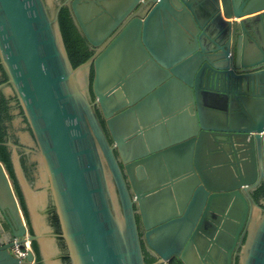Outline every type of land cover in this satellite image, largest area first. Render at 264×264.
Segmentation results:
<instances>
[{"label": "water", "instance_id": "95a60500", "mask_svg": "<svg viewBox=\"0 0 264 264\" xmlns=\"http://www.w3.org/2000/svg\"><path fill=\"white\" fill-rule=\"evenodd\" d=\"M63 7L92 52L75 68ZM0 67L27 213L0 163V264H35L11 252L23 221L41 264H145L142 243L189 264L200 232L225 264L236 242L238 264H264V0H0ZM141 110L160 123L117 130Z\"/></svg>", "mask_w": 264, "mask_h": 264}, {"label": "trees", "instance_id": "16d2710c", "mask_svg": "<svg viewBox=\"0 0 264 264\" xmlns=\"http://www.w3.org/2000/svg\"><path fill=\"white\" fill-rule=\"evenodd\" d=\"M58 20H59L61 34L68 58L70 60L72 67L75 68L78 65L82 64L83 62H85L92 55V52L88 49L85 40L80 36L66 7H63L61 9L58 16ZM90 78H92V72L90 74ZM5 80H6L5 75L3 74L0 67V84L5 82ZM9 110L10 108L8 107L7 100L0 93V163L4 166L9 176V179L12 183L13 189L17 196L19 205L21 207V210L24 214L25 219H27V213H26L24 201L13 175V171L10 163L9 151L5 146L2 145L8 138H10L12 142L17 144V140L15 136L12 134L13 117L9 114ZM20 162L27 180L30 182V184H32L33 165L31 166L27 165V159L23 155H21L20 157ZM263 195H264V191L261 188L255 192L254 199H257L258 196H263ZM30 232L31 231H29V233ZM31 248L35 254V264H41L35 244L32 243Z\"/></svg>", "mask_w": 264, "mask_h": 264}, {"label": "flooded vegetation", "instance_id": "af4514ba", "mask_svg": "<svg viewBox=\"0 0 264 264\" xmlns=\"http://www.w3.org/2000/svg\"><path fill=\"white\" fill-rule=\"evenodd\" d=\"M65 0H57L58 3H62ZM20 128H13L12 127V134L14 135L17 131H20ZM19 149L21 151L20 155H23L27 159V165H33L26 155H24L23 150L28 149V147H25L23 145H19ZM34 168V166H33ZM263 189L262 185L260 184L257 188H255L251 195L254 198V194L259 189ZM264 191V189H263ZM264 196V195H263ZM263 196H258L257 199H255L257 202L261 199ZM137 222H139V217L137 216ZM211 233V232H208ZM140 235L142 237L143 233L142 230H140ZM200 235L203 239L207 240L205 242L198 243V245L192 244L191 248L188 247V250L184 254L185 260L189 264H225V258L220 254V251H223V247L216 244L215 242L211 241L208 238L207 233L200 232ZM212 235V234H210ZM217 231H214L213 238L216 237ZM244 241V238H243ZM242 241V242H243ZM143 244V257L145 264H182L176 257H170L166 262L163 260H160L149 248L146 247L144 243ZM239 242H236L234 248L231 250V260L230 264H238V259L233 257V254L239 250L238 248ZM227 247V246H226ZM226 251V250H225ZM219 253V255H217ZM215 256L216 258H213ZM150 261V262H149Z\"/></svg>", "mask_w": 264, "mask_h": 264}, {"label": "crops", "instance_id": "0c3cea01", "mask_svg": "<svg viewBox=\"0 0 264 264\" xmlns=\"http://www.w3.org/2000/svg\"><path fill=\"white\" fill-rule=\"evenodd\" d=\"M163 31H164V34H166L165 33V29H162ZM159 32H161V30H159ZM167 32V31H166ZM172 33L170 32V35H167V37L165 36V35H163V37H164V42L165 43H167V41L168 42H172V40L174 39V37L171 35ZM170 36V37H169ZM167 39V40H166ZM119 69H117L116 68V74H118V71ZM120 74V73H119ZM115 82H117L116 84H115V86H114V88H113V90L114 91H120V90H122V87H123V81L121 80V79H115ZM151 110L152 109H150L149 111H150V113H151ZM148 115H150L149 114V112H148V110L147 111H145V110H141V111H139V114H137V113H134L133 115H131V116H129V117H127V118H125V119H123L122 121H120L119 123H118V125H117V130H125L127 127H129L131 124H132V120L134 119V120H136V121H138V117L140 118V121H141V123H142V126H143V129L145 130V131H150L151 129V127H152V125H158L159 123H160V121L157 123V124H155V123H153V120H151V116H149L148 117ZM176 115V112L175 111H173L171 114H168L167 116H164V117H162V121H164V123H166V121H168L169 119L171 120V119H173V117ZM135 122V121H134ZM133 122V123H134ZM152 124V125H151ZM158 127V126H157ZM147 134H146V136H144L143 135V138H142V145L144 146V147H147V144H148V142L147 141H149L151 138H152V136L150 135V133L149 132H146ZM126 141V140H125ZM128 146H130L128 143H125V144H123V148H127Z\"/></svg>", "mask_w": 264, "mask_h": 264}, {"label": "built area", "instance_id": "2783aa9c", "mask_svg": "<svg viewBox=\"0 0 264 264\" xmlns=\"http://www.w3.org/2000/svg\"><path fill=\"white\" fill-rule=\"evenodd\" d=\"M23 224L25 226L26 231L23 237L22 245L20 246V245L14 244L13 247L11 248L12 254L19 260L25 259L28 252H32L31 243L28 239L30 233L24 221H23Z\"/></svg>", "mask_w": 264, "mask_h": 264}, {"label": "rangeland", "instance_id": "374dc122", "mask_svg": "<svg viewBox=\"0 0 264 264\" xmlns=\"http://www.w3.org/2000/svg\"><path fill=\"white\" fill-rule=\"evenodd\" d=\"M57 1V0H56Z\"/></svg>", "mask_w": 264, "mask_h": 264}]
</instances>
